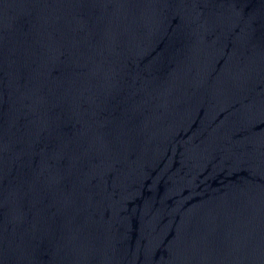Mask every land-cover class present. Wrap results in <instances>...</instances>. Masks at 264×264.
Masks as SVG:
<instances>
[{
  "label": "water",
  "instance_id": "1",
  "mask_svg": "<svg viewBox=\"0 0 264 264\" xmlns=\"http://www.w3.org/2000/svg\"><path fill=\"white\" fill-rule=\"evenodd\" d=\"M0 264H264V0H0Z\"/></svg>",
  "mask_w": 264,
  "mask_h": 264
}]
</instances>
